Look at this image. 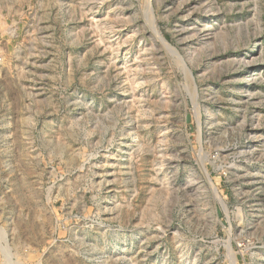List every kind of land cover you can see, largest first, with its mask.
<instances>
[{
  "label": "rangeland",
  "instance_id": "rangeland-1",
  "mask_svg": "<svg viewBox=\"0 0 264 264\" xmlns=\"http://www.w3.org/2000/svg\"><path fill=\"white\" fill-rule=\"evenodd\" d=\"M232 261L264 264V0H0V264Z\"/></svg>",
  "mask_w": 264,
  "mask_h": 264
},
{
  "label": "bare ground",
  "instance_id": "bare-ground-1",
  "mask_svg": "<svg viewBox=\"0 0 264 264\" xmlns=\"http://www.w3.org/2000/svg\"><path fill=\"white\" fill-rule=\"evenodd\" d=\"M163 40V39H162ZM164 43L166 44V42L164 41ZM232 263L234 264V262L232 261Z\"/></svg>",
  "mask_w": 264,
  "mask_h": 264
}]
</instances>
